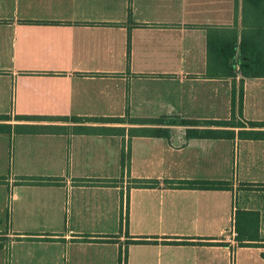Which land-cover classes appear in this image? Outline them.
I'll return each instance as SVG.
<instances>
[{
	"label": "crops",
	"instance_id": "crops-1",
	"mask_svg": "<svg viewBox=\"0 0 264 264\" xmlns=\"http://www.w3.org/2000/svg\"><path fill=\"white\" fill-rule=\"evenodd\" d=\"M241 5L0 0V116L12 125L227 120L235 86L236 94L242 87V120L264 122V77L206 75L207 31L240 24ZM172 128L177 131L168 140L11 133L18 167L34 170L0 172L7 206L6 216L0 209V264H264V140L240 138L246 126L226 128L234 132L230 139L185 143V127ZM127 142L129 167L121 181L94 183L119 180L109 175L78 183L65 172L67 151L84 168L112 167ZM23 178L54 183L32 185ZM133 180L156 185L136 188ZM190 180L230 184L227 190L177 186ZM238 210L259 214V238L237 240ZM130 240L145 241L129 244L120 261Z\"/></svg>",
	"mask_w": 264,
	"mask_h": 264
},
{
	"label": "trees",
	"instance_id": "trees-1",
	"mask_svg": "<svg viewBox=\"0 0 264 264\" xmlns=\"http://www.w3.org/2000/svg\"><path fill=\"white\" fill-rule=\"evenodd\" d=\"M241 27L239 29L237 20L233 26H214L207 31V70L206 75L213 78H258L264 77V0H242L241 5ZM240 80V84L243 80ZM242 87L238 94L233 87L231 95V115L227 120H187L158 118L147 119L144 122H132L140 125L126 128L124 126H111L107 124H123L124 118H102V119H75L71 120L74 125L59 124H10L6 116H0V133L2 134H87L102 136H127L132 137H156L170 139L177 130L173 126L185 127L182 129L184 142L197 139H223L233 138L234 132L226 128L250 127L249 130H241L238 136L243 139L264 140V122L242 120ZM16 121H38L18 118ZM68 121V120H64ZM122 177L119 180L93 181L94 183H115L124 177L125 169L129 167V144L122 147ZM28 184L49 185L54 180L46 178H23ZM89 180H79L78 183H87ZM228 182L217 180H190L177 184L180 188L197 190H227ZM155 181L133 180L132 186L136 188L154 187ZM127 209V208H126ZM259 225V214L254 211L236 212L237 240L257 239ZM127 226V210L121 216L120 231ZM145 240L126 241L124 248L125 259L127 247L133 243H144Z\"/></svg>",
	"mask_w": 264,
	"mask_h": 264
},
{
	"label": "rangeland",
	"instance_id": "rangeland-1",
	"mask_svg": "<svg viewBox=\"0 0 264 264\" xmlns=\"http://www.w3.org/2000/svg\"><path fill=\"white\" fill-rule=\"evenodd\" d=\"M238 27H241V22L240 24L238 23ZM147 119H124L123 120V124H107V125H111V126H124L126 128L129 127H136V126H140V125H134L131 124L132 122H144ZM0 138L2 139V141H0V153H4L3 157H2V161H0V172H2V176H12L14 173H16L17 171L19 172V174H15V175H20V173L22 172H29V171H33L34 168L33 167H18V158H17V154H18V146L17 143L13 144L12 141V137L10 136V134H2L0 135ZM127 145V144H124ZM21 149L26 148V146H24L23 144H20ZM27 147H29V145H27ZM92 149V148H91ZM108 155H110V152L108 151L107 153ZM65 172L68 175H72L76 180L75 181H79V180H84V179H80V178H86V177H107L109 175H111L112 177H118L121 178L122 177V158L121 155L118 159V161H114L112 163V167L108 164V162H112L111 157H109L108 159H106V163L108 164L104 169L102 168H84L83 166L80 165V163L76 160V157L73 155L72 152H66V157H65ZM113 158V157H112ZM15 159V162H14ZM115 160V159H114ZM2 162V163H1ZM128 170L125 169L123 175L127 174ZM18 178V176H17ZM86 180V179H85ZM3 184H0V209L3 210L4 213L1 212L2 215L6 216L7 213V206H6V201L5 200V194H6V188L5 187H1ZM6 185V184H5ZM10 207H12L11 204V200H10ZM0 218L1 215H0Z\"/></svg>",
	"mask_w": 264,
	"mask_h": 264
}]
</instances>
